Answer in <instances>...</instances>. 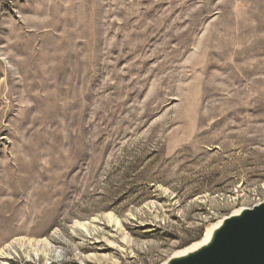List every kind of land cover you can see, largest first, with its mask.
Segmentation results:
<instances>
[{
  "label": "rangeland",
  "instance_id": "obj_1",
  "mask_svg": "<svg viewBox=\"0 0 264 264\" xmlns=\"http://www.w3.org/2000/svg\"><path fill=\"white\" fill-rule=\"evenodd\" d=\"M264 202V0H0V264H165Z\"/></svg>",
  "mask_w": 264,
  "mask_h": 264
},
{
  "label": "water",
  "instance_id": "obj_2",
  "mask_svg": "<svg viewBox=\"0 0 264 264\" xmlns=\"http://www.w3.org/2000/svg\"><path fill=\"white\" fill-rule=\"evenodd\" d=\"M167 264H264V202L223 219L207 245Z\"/></svg>",
  "mask_w": 264,
  "mask_h": 264
},
{
  "label": "bare ground",
  "instance_id": "obj_3",
  "mask_svg": "<svg viewBox=\"0 0 264 264\" xmlns=\"http://www.w3.org/2000/svg\"><path fill=\"white\" fill-rule=\"evenodd\" d=\"M243 210L244 209L239 210L238 212L234 213L232 216L239 215ZM222 222H223V220L220 221L219 223H217L216 226H214L213 228H211L210 230H208L206 232L203 240L201 241V243L195 245L194 247H192V248H190L188 250H185L184 252H182V253L174 256V257L177 258V257H182V256H185V255H188V254H190V253H192V252L200 249L201 247L207 245L210 242V240L212 239L214 232L220 227V225L222 224ZM165 264H167V262Z\"/></svg>",
  "mask_w": 264,
  "mask_h": 264
}]
</instances>
